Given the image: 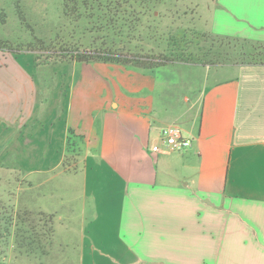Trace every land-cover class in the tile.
Instances as JSON below:
<instances>
[{
	"label": "crops",
	"instance_id": "1",
	"mask_svg": "<svg viewBox=\"0 0 264 264\" xmlns=\"http://www.w3.org/2000/svg\"><path fill=\"white\" fill-rule=\"evenodd\" d=\"M209 24L216 37L264 44V0H214ZM11 54L0 49V145L22 173L16 205L51 217L52 243L79 264H264V65H175L201 87L170 103L182 80L159 74L167 66L73 62L67 99L53 91L39 104ZM168 126L191 146L169 151ZM68 139L76 150L59 170L55 148Z\"/></svg>",
	"mask_w": 264,
	"mask_h": 264
},
{
	"label": "rangeland",
	"instance_id": "2",
	"mask_svg": "<svg viewBox=\"0 0 264 264\" xmlns=\"http://www.w3.org/2000/svg\"><path fill=\"white\" fill-rule=\"evenodd\" d=\"M162 2L154 10L155 18L150 19L149 22L158 27L160 34H176L179 31H185L191 38L192 36L196 37L203 48L220 47L221 53L224 54L220 60L224 57L222 60H229V62L209 67L215 69L226 66L237 67L249 58H258V55H264V48L261 46H254L250 43L244 45L240 41H228L210 34L209 21L214 0H163ZM147 20L146 17L142 20V25L145 28L146 24L148 25ZM114 35L108 36L107 33L96 31L94 25L87 19V16L85 18V15L77 21L75 18L65 15L62 0H0L1 50H3L2 47L4 50H11V55L16 61L33 75L36 85L38 83L39 104H44L54 92L59 95L61 93L62 97L67 99L69 83L73 74V62L69 60V52L105 49L106 45L102 44H107L108 40H105L104 36L111 37L110 40L113 41ZM114 40L115 43H119L117 38ZM139 44L131 45V48H134L132 52L146 54V42L142 48L144 52L142 50L139 52L141 49ZM151 45L155 48L154 43ZM162 50L163 47H156V51L162 53ZM59 52H64L67 62L61 64L63 59L61 60L56 55ZM49 53H53L52 59L45 65L44 61ZM40 55L43 56L40 60L38 59L37 66L34 61ZM175 65L195 66L192 63L178 62L173 66L167 65L168 68L159 71V74H163V76L173 72L175 77H180V80L184 81H180L168 89L170 103L176 100L175 94L186 96L189 99L193 98L194 93L201 87L200 80L190 77V74H194V69L188 71L189 67H180L179 71L175 70ZM56 96L57 94L54 98ZM57 103L59 105V100L56 98L54 104ZM60 110L61 106H58L57 115ZM39 112V116L48 117L51 111L50 108H43ZM59 118L55 120L56 128L61 126ZM27 138L24 133V141ZM72 144L73 139H68L65 141L64 148L62 143L56 146L55 150L58 149V153H55L58 158L56 160L63 159L59 170L68 168L67 165L76 150L72 151ZM38 149L48 152L46 147L39 146ZM50 149L54 153L53 148ZM23 155L25 156V153ZM14 165L13 147L3 148L0 145V264H62V262L79 264L78 253H75L72 247H61L58 241L52 243V219L50 216L38 211L21 210L16 205V198H19L17 189L22 179V173L19 169L17 171ZM35 165L40 167L42 164L39 162ZM43 165L47 167V162L44 161ZM81 169L82 167L72 169V171L79 173ZM104 229L109 230V227L104 225ZM111 237L110 231L105 241L110 243Z\"/></svg>",
	"mask_w": 264,
	"mask_h": 264
},
{
	"label": "trees",
	"instance_id": "3",
	"mask_svg": "<svg viewBox=\"0 0 264 264\" xmlns=\"http://www.w3.org/2000/svg\"><path fill=\"white\" fill-rule=\"evenodd\" d=\"M163 0H62L63 11L68 17L80 20L85 15L87 19L94 25L96 31L102 33L115 34L114 39L117 38L118 42L115 43L110 40L111 37H105V49H95L93 51H72L69 52V60L76 63H94L102 62L107 64H118L124 67H129L141 71H152L167 65H173L181 62L185 64H195L201 66H213L218 63L224 65L229 62L220 57L224 55L221 53L220 47L203 48L200 41L196 37L191 36L185 31H179L176 34L165 33L160 34L158 27L149 22L150 19L155 18L154 10L159 6ZM148 19L146 28L142 25L143 18ZM93 27V26H92ZM210 34H214L210 31ZM216 37V36H214ZM146 38V40H143ZM219 38V37H217ZM122 39V40H121ZM123 39H125L123 41ZM227 39V38H222ZM228 41H240L242 44L250 43L246 40L227 39ZM154 43L155 48L152 47ZM125 42V45H123ZM141 44H139V43ZM146 42V54L132 52L134 48L131 45H140L141 50ZM254 46H261L264 44L250 43ZM157 48H162V53L156 51ZM151 48V51H150ZM1 49V46H0ZM4 49V47H2ZM149 50V52H147ZM11 51V50H10ZM52 54H47L44 63L47 65L51 61ZM66 61L64 52L56 54ZM43 55L36 57L34 61L38 66V59L40 60ZM258 58H249L243 65H264V55H258ZM43 61V60H42ZM54 62V60H52Z\"/></svg>",
	"mask_w": 264,
	"mask_h": 264
},
{
	"label": "built area",
	"instance_id": "4",
	"mask_svg": "<svg viewBox=\"0 0 264 264\" xmlns=\"http://www.w3.org/2000/svg\"><path fill=\"white\" fill-rule=\"evenodd\" d=\"M161 138L169 151H181L191 146L189 140L182 137L180 130L175 126H168L161 130ZM153 152H158V146L152 147Z\"/></svg>",
	"mask_w": 264,
	"mask_h": 264
}]
</instances>
